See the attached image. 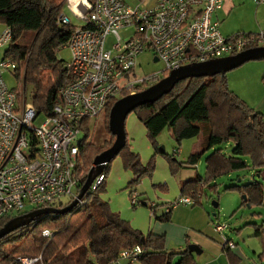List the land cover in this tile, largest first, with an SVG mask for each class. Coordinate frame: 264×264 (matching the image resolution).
<instances>
[{"label":"built area","instance_id":"obj_1","mask_svg":"<svg viewBox=\"0 0 264 264\" xmlns=\"http://www.w3.org/2000/svg\"><path fill=\"white\" fill-rule=\"evenodd\" d=\"M227 1L155 0L151 6H130L122 0H66L67 9L83 25L75 28L65 47L72 58L65 62L68 79L59 90L60 103L52 115H44L37 128L33 123L42 114L28 103L27 93L22 99L4 79L6 72L16 74L19 64L5 55L0 58V219L27 214L28 207H56L64 197L72 201L77 198L82 179L78 161L83 128L91 119L105 116L118 98L136 95L181 67L264 47V32L231 38L222 34L215 16ZM254 4L259 7L264 0H254ZM59 24L73 25L64 14ZM128 29L133 33L124 38L122 32ZM110 38L113 46L108 49ZM11 41L12 31L7 28L0 35V51L7 50ZM146 51L165 68L134 78L139 57ZM105 180L102 173L90 191L96 192ZM202 198L201 192L182 195L165 213L177 206L195 207ZM132 203L141 204L137 194L132 195ZM148 205L155 215L156 205ZM226 228L215 226L218 232ZM44 236L52 234L45 231ZM222 244L225 249L235 248L225 236ZM144 255V248L136 245L122 251L111 264H133ZM40 260L24 257L14 264H37Z\"/></svg>","mask_w":264,"mask_h":264},{"label":"trees","instance_id":"obj_2","mask_svg":"<svg viewBox=\"0 0 264 264\" xmlns=\"http://www.w3.org/2000/svg\"><path fill=\"white\" fill-rule=\"evenodd\" d=\"M65 5L66 0H0V22L12 31L5 57L19 64L18 72L25 64V86L27 91L31 89V104L39 114L48 116L60 103L59 90L68 79L65 61L58 59L57 54L70 42L76 28L59 24ZM26 33L32 36L29 43ZM114 103L105 114L107 122ZM134 112L145 125L156 151L169 160L173 171L179 167L195 168L203 155L212 151L207 157L205 178L197 175L182 183L181 195L198 194L202 187L218 177L248 168L256 170L254 177L264 180V115L229 88L227 74L181 81L159 101ZM167 128L179 145L184 140L198 138L203 132V150L192 153L186 163H179L175 155H167L157 143V137ZM83 129L78 161L82 174L80 188L96 156L111 147V142L102 145L93 142V128L84 126ZM225 144L231 145V153L225 154L219 148ZM119 155H123L125 166L132 168L138 177L154 169L151 164L147 167L142 164L139 156L129 148L128 140ZM111 163L103 172L105 182L96 192L89 191L70 212L40 216L1 239L0 264H14L24 257H41L37 264H111L122 251L136 245L144 248L142 264H198L189 250L168 252L165 236L145 235L111 210L101 197L106 191ZM227 190L240 191L247 198L244 200L243 196V204L251 209L264 205V184L255 178L252 184ZM158 208L157 205L154 208L156 213ZM171 213L156 218L160 222H170ZM254 216L260 217L259 214ZM10 220L0 219V229ZM252 226L255 237L264 234V225ZM45 231L52 236H44ZM227 255L231 264L238 263L229 251Z\"/></svg>","mask_w":264,"mask_h":264},{"label":"rangeland","instance_id":"obj_3","mask_svg":"<svg viewBox=\"0 0 264 264\" xmlns=\"http://www.w3.org/2000/svg\"><path fill=\"white\" fill-rule=\"evenodd\" d=\"M122 1L130 6H137L140 4L142 6L144 4L145 6H149L147 5V2H153V0ZM241 1H244L245 4ZM236 5H241L242 10L234 16V21L231 23L232 27L230 30L233 32L229 34L225 33V36L243 31L244 23L249 22L248 16L254 18L256 6L253 4L252 0H239ZM62 13L67 16L70 22L76 27L83 25V22L78 20L67 9L66 5ZM224 25L225 23H222V30ZM7 28L6 24L0 22V35ZM132 31V29H128L122 32V36L126 38L133 33ZM25 38L27 43H29L32 36L31 34L26 33ZM112 46L113 43L110 38L107 43V48L111 49ZM5 51L6 50L0 51V58L4 57ZM57 56L58 59L64 60L65 62L70 61L72 58L71 51L68 48H62L58 52ZM154 59V55L150 51H146L142 54L139 57L138 67L135 71L134 78H144L164 70V64L162 62H154ZM21 68V72H17L16 74L13 72H6L4 74V79L10 89L20 93L22 99H24V94L27 93L28 103H31V89L29 88L28 91L26 89L25 92L26 86L23 71V69H25V64H22ZM227 76L229 80V88L255 111L262 110L264 113V60L247 62L244 65L228 72ZM120 99H122V97L118 98L116 102ZM44 117L45 116L42 114L39 120L33 123V127H39L43 123ZM87 126L90 129L93 128L94 130L92 133L94 143L102 145L111 142L112 146L115 142V138H113L109 133V120L107 122L105 116H101L98 119H91L88 121ZM126 133L131 151L139 156L144 166L147 167L151 164L154 166V169L150 171V173L143 174L138 177L132 168H127L125 166L123 155H119L111 163L106 181V191L101 195V197L104 201L109 203L110 208L114 213L120 214L121 218L129 222L134 229H137L147 235L152 228L159 229L163 226V224L169 223L158 221L156 216H161L163 213V210H161L163 209V206L161 205L170 201L174 202L181 197V182H186L187 179H189L190 174L193 178L197 175L205 178L207 174V157L212 153V151L203 155L197 164V168L192 169L179 167L177 171H173L170 167L169 160L164 155L159 154L156 151L151 139L148 136L145 125L139 120L136 112H132L126 120ZM82 138L83 136H80L79 140ZM203 141L204 133L202 132L198 138L184 140L183 143L179 145L173 138L172 133L168 128L157 137L159 147H164L167 155H175L179 163H186L192 153L201 152L203 150ZM219 148H221L225 154H229L232 151L231 145L227 144ZM178 149L182 153L180 152L177 154ZM256 174L255 169L248 168L244 171L234 172L218 177L216 180H213L212 183H209L200 189V192L203 194V198L201 200L202 204L195 206V208L204 207L211 214H216V216H212L214 225H227V228L223 231L224 236L232 240L235 245H239L240 247H243L251 241L247 237L248 235L252 234V236L255 237V228L252 224H257L258 226L264 225V205L252 209L248 208L247 205L243 204L244 195L240 191L227 189L230 187H243L252 184L254 182V178L264 184L263 179L258 176L254 177ZM135 179L136 182L134 181ZM133 194H137L138 201L141 204H138L137 206L133 205ZM71 202L72 199L70 197H64L56 204V207H66ZM215 203H217L219 207L216 208L214 206ZM148 204L157 205L160 208V211L153 215L152 209ZM182 207L189 209L193 208L191 206L184 205H182ZM34 209H36V207H28L25 212H30ZM254 214H259L260 217L254 216ZM252 236V240L256 239L264 245V234L255 238ZM257 241H254V243ZM136 263L142 264L140 261L133 264ZM252 264H264V260L259 261L255 257V261L252 262Z\"/></svg>","mask_w":264,"mask_h":264},{"label":"water","instance_id":"obj_4","mask_svg":"<svg viewBox=\"0 0 264 264\" xmlns=\"http://www.w3.org/2000/svg\"><path fill=\"white\" fill-rule=\"evenodd\" d=\"M263 59L264 47H259L245 50L234 56L215 59L205 63L191 64L172 71L168 77L136 95L125 96L118 100L113 105L109 115V131L115 137V142L109 149L96 156L93 166L88 173L86 182L80 188L77 198L66 207L41 208L12 218L0 229V240L18 229L29 225L40 216L48 214H65L75 208L90 191L95 179L104 172L106 166L116 159L127 145L126 120L137 108L159 101L165 95L171 93L175 86L181 81L192 78L225 75L247 62ZM154 62H159V60L156 58ZM160 149L163 152L165 151L164 147ZM246 199V196H244V200ZM214 206L217 208L218 204L215 203ZM248 208H250L249 205ZM213 215L215 216L216 214ZM188 250L197 255L202 253V250L197 245H190Z\"/></svg>","mask_w":264,"mask_h":264},{"label":"crops","instance_id":"obj_5","mask_svg":"<svg viewBox=\"0 0 264 264\" xmlns=\"http://www.w3.org/2000/svg\"><path fill=\"white\" fill-rule=\"evenodd\" d=\"M237 2H239V0H228L222 10L219 11L215 16V18L220 21L221 32L224 31L222 33L224 36L233 32L232 30H230L232 27L231 23H233L234 21V16L242 10L241 5H236ZM241 2L245 4L244 1ZM252 2L254 4V0H252ZM153 4H155V0H153L152 3L147 2V5L149 6ZM248 18L249 22L244 23L243 31H239L225 37L231 38L238 34H254L255 32H264V5H261L259 7L256 6V9L254 11V18H252L251 16H248ZM222 23H225L223 30ZM256 112H260L264 115L262 110ZM195 168H197V166ZM189 179H193V177H191V174ZM182 183L183 182H181V186ZM176 201H170L166 204L161 205L163 206V209H161L163 210L162 215L165 213L164 208L173 205ZM200 204L202 203L200 202ZM158 211H160V208L157 209V212ZM171 212V220L169 223L163 224V226L159 229L152 228V230L149 232L165 236L166 249L168 252L181 253L185 250H188V247L190 245H197L202 250V253L200 255L193 253L198 264H231L230 259L227 255V251L231 253L234 259L238 260V263L236 264H252V262L255 261V257L259 261L264 260V245L262 244V242H258L256 239L252 240V234L247 236L251 241H249V243L245 244L243 247L235 245L234 249L226 250L222 244V239L224 237L223 232L216 231L214 221L212 219V216L214 217V215L207 211L204 207H193L189 209L182 206H177L174 207ZM254 241L257 242L254 243Z\"/></svg>","mask_w":264,"mask_h":264}]
</instances>
